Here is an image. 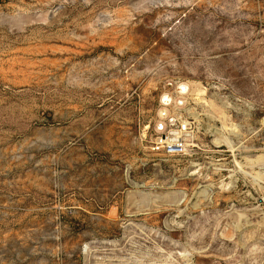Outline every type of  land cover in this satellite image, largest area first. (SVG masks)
<instances>
[{"label":"rangeland","instance_id":"1","mask_svg":"<svg viewBox=\"0 0 264 264\" xmlns=\"http://www.w3.org/2000/svg\"><path fill=\"white\" fill-rule=\"evenodd\" d=\"M0 264H264V0H0Z\"/></svg>","mask_w":264,"mask_h":264},{"label":"built area","instance_id":"2","mask_svg":"<svg viewBox=\"0 0 264 264\" xmlns=\"http://www.w3.org/2000/svg\"><path fill=\"white\" fill-rule=\"evenodd\" d=\"M181 103L178 100V106L182 107L183 104ZM171 104L163 103V109H168L170 112L168 117H161L162 109L159 112L160 122L157 125L152 151L164 157H183L187 155L190 149L189 138L192 137L193 131L191 123L186 120L176 125L175 118L168 108Z\"/></svg>","mask_w":264,"mask_h":264},{"label":"bare ground","instance_id":"3","mask_svg":"<svg viewBox=\"0 0 264 264\" xmlns=\"http://www.w3.org/2000/svg\"><path fill=\"white\" fill-rule=\"evenodd\" d=\"M178 92H179V95L181 96V98L179 99V101L182 102L181 104H183V107L186 106V104H187V99H186L187 96H194V98L196 97V99H195L196 101H202L203 100V96L205 94V91L204 90L200 89L199 87H196L195 85H193L191 83H188V84H180L178 86ZM163 103L166 104V105H169L170 103H172V100H171V98L169 96H165L163 98ZM177 103H178V101H177ZM169 114H170V112H169L168 109H162L161 110V113H160L161 117H163V118L168 117ZM259 159H261V158H259ZM255 161H257V159ZM261 161H263V159H261ZM240 169H242V168L240 167ZM181 196H183V195H181ZM179 198L181 199V197H179Z\"/></svg>","mask_w":264,"mask_h":264}]
</instances>
